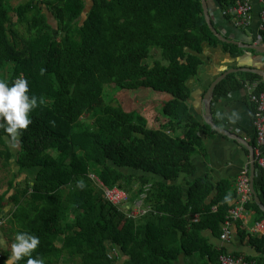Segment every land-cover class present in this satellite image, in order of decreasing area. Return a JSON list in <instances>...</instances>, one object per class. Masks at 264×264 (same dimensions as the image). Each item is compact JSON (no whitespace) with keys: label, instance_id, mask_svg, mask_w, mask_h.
<instances>
[{"label":"trees","instance_id":"obj_1","mask_svg":"<svg viewBox=\"0 0 264 264\" xmlns=\"http://www.w3.org/2000/svg\"><path fill=\"white\" fill-rule=\"evenodd\" d=\"M12 1L0 0V80L12 86L25 79L37 106L15 141L0 127L3 167L14 161L19 168L0 193V213L10 207L6 243L18 232L38 237L32 257L43 264H180L184 256L186 264H220L221 256H243L206 234L222 240L237 197L229 182L215 185L209 176L179 182L196 174L201 130L216 134L189 105V81L202 71L204 46L237 49L211 32L202 0H24L16 7ZM238 1L218 0L236 24L227 10ZM256 81L263 90L259 76L231 74L215 93ZM113 84L170 95L156 102L168 122L153 128L141 112L107 103ZM29 170L36 178L17 183ZM92 173L127 191L130 209L111 204ZM149 185L146 213L134 216ZM257 189L264 194V178ZM251 208L264 219L254 200ZM237 224L259 253L245 257L264 263V236ZM0 250L5 264L11 248Z\"/></svg>","mask_w":264,"mask_h":264},{"label":"crops","instance_id":"obj_2","mask_svg":"<svg viewBox=\"0 0 264 264\" xmlns=\"http://www.w3.org/2000/svg\"><path fill=\"white\" fill-rule=\"evenodd\" d=\"M207 1L210 15L218 31L230 41L237 42L238 44L229 43L237 46V49L227 48L225 45L214 47L207 44L204 46L202 54L204 64L202 66V71L199 76L189 81V87L191 88V98L189 100L190 111L201 124H207L204 120V96L217 77L230 69H239L238 72L234 73L238 78L242 74H254L259 76L255 73L246 72L248 69L264 71V53H258L250 48L247 49V46L254 44L264 45V34L260 30L261 11L264 7V0H250L253 7L252 20L250 25L246 28L238 27L236 23L224 16L225 10H223L224 8L223 6L221 7L218 0ZM259 77L262 78L263 82L264 78L261 76ZM248 83L249 82H247L243 88L231 91L227 94L216 95L215 93L214 99L212 100L213 120L218 128L227 131L230 135H223L211 127L212 130L216 131V134H205L203 130H201L203 148L197 152L194 158V163L197 167L196 174L193 177L183 175L179 181L180 183L184 182L185 186L188 180H195L205 176H209L212 183L215 185H218L220 182L228 181L231 189L237 194L234 201L230 203L231 206H233L235 201H237L236 199H238L236 179L239 173L245 167H249L251 178V165L253 163L252 153L253 155L255 154V149L257 147L253 125L254 105L247 91ZM153 96H155V103L158 101L171 100L170 95L153 94ZM154 112H156L155 109ZM157 115L158 116L151 119V121L149 120V125L153 128H160L168 122L166 116H163L161 113H157ZM180 134L185 135V130L180 131ZM229 136L238 139L230 138ZM259 169L260 168L256 167L254 178V185L256 187L259 181L264 178V172ZM26 172L29 176L32 175V170ZM91 175L95 174L92 173L90 176ZM32 178L34 180L36 175ZM29 179L31 178L29 177ZM256 191L264 204L263 192L259 189ZM209 201H211V199ZM254 201L256 202L255 198ZM259 207L263 211L260 205ZM248 218V225L243 227L248 233L254 234L253 229L256 228L257 223L263 222L264 219L259 220V216L253 208H251ZM237 225L238 224H235V226L233 225L232 234L228 241L221 240V236L218 238L214 237L210 231H207L206 234L212 242L218 244L219 248H225L228 253L258 257L259 253L251 246L249 238H242L243 233H240V230L236 227ZM258 234L262 237L264 236V231L257 233V235ZM9 247L10 245L6 243V238L0 230V248L8 249ZM180 264H186L185 256L182 257Z\"/></svg>","mask_w":264,"mask_h":264},{"label":"built area","instance_id":"obj_3","mask_svg":"<svg viewBox=\"0 0 264 264\" xmlns=\"http://www.w3.org/2000/svg\"><path fill=\"white\" fill-rule=\"evenodd\" d=\"M237 16L238 27H248L252 20L253 7L250 0H241L237 2V5L229 10ZM226 13V10H225ZM224 13V14H225ZM261 32L264 33V7L261 11ZM260 89V82L256 81L247 84V91L249 98L254 105L253 111V125L255 129L257 147L255 149V159L254 163L259 170L264 172V89ZM91 178L95 180L99 186L104 190L106 199L113 205L119 208L130 209L127 206L130 202V195L127 191L120 188H110L97 176L91 175ZM152 185L146 187V192L142 195V198L136 203L134 216L142 215L146 213L144 210V201L148 197V192L151 190ZM236 188L238 193V199L235 204L229 209L228 214L224 223V230L222 235L223 241H228L232 234V227L237 223H242L243 226L248 225V216L250 214L249 205L253 201V194L251 189V178L250 169L245 167L237 176ZM244 228V227H243ZM264 231V221L259 222L256 228L253 229L255 234ZM259 235V234H258ZM3 258V253L0 252V260ZM220 264H264L259 263L257 260H248L245 256L231 257V256H221Z\"/></svg>","mask_w":264,"mask_h":264},{"label":"clouds","instance_id":"obj_4","mask_svg":"<svg viewBox=\"0 0 264 264\" xmlns=\"http://www.w3.org/2000/svg\"><path fill=\"white\" fill-rule=\"evenodd\" d=\"M27 92L28 83L25 79H18L12 86L0 80V127H4L13 141L27 129L31 123L28 113L37 106L36 97L30 98ZM39 243L38 237L27 232H18L5 264H19L25 257L26 264H43L42 260L32 257Z\"/></svg>","mask_w":264,"mask_h":264},{"label":"rangeland","instance_id":"obj_5","mask_svg":"<svg viewBox=\"0 0 264 264\" xmlns=\"http://www.w3.org/2000/svg\"><path fill=\"white\" fill-rule=\"evenodd\" d=\"M24 0H13L11 5L13 7L18 6ZM11 15L16 19L14 12ZM153 92V91H152ZM152 92H148L145 90H139L134 92L128 91H119L115 84L109 85L106 88L105 98L107 103L118 105L122 103L125 108L129 111H139L141 112L148 120L154 119L157 117V108L155 103V96H153ZM155 93V92H154ZM154 109L156 112H154ZM4 160L0 158V193L5 191L8 187V180H11L14 175L17 174L18 166L12 161V165L9 168L3 167ZM27 174V175H25ZM36 175V171L32 170V175H28V173L21 174L16 182L20 184H25L26 182L33 181V178ZM29 177L31 179H29ZM10 209V207H9ZM8 208L2 211L0 214V230L4 234L7 239V234H5V230L7 229V218H5V214L9 210ZM11 248V244L10 247ZM6 249V248H5Z\"/></svg>","mask_w":264,"mask_h":264},{"label":"water","instance_id":"obj_6","mask_svg":"<svg viewBox=\"0 0 264 264\" xmlns=\"http://www.w3.org/2000/svg\"><path fill=\"white\" fill-rule=\"evenodd\" d=\"M202 6H203V12L205 15L206 22H207L211 32L222 42L238 44L237 42L230 41L226 36H224L221 32H219L218 29L215 27V25L213 23L212 16L210 15V12H209L207 0H202ZM248 48L253 49L254 51H256L258 53H264V45H261V44H258V45L254 44L251 46H247V49ZM238 71H239V69H230V70L224 72L221 76L217 77L213 81V83L210 85L208 91L206 92V94L204 96V105H205L204 120L212 129L216 130L217 132H219L223 135H230V133L218 128V126L214 122L213 114H212V100L214 99V95H215V91H216L217 86L224 79H226L229 75L234 74ZM243 72H245V71H243ZM246 72L258 74L259 76L264 78V71L248 69V70H246ZM230 138H236V137H230ZM236 139H238V138H236ZM254 159L255 158H254V155L252 153V162L253 163L251 165V189H252L253 198H255L256 202L262 207V209L264 211V204L262 203L261 199L259 198L258 193L255 189V185H254V178H255V174H256V166L254 163Z\"/></svg>","mask_w":264,"mask_h":264}]
</instances>
